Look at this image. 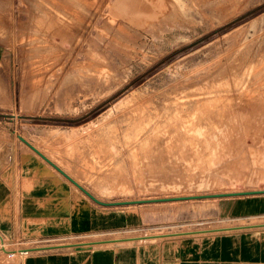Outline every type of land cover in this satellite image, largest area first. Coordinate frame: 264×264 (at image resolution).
Segmentation results:
<instances>
[{
    "label": "rangeland",
    "instance_id": "rangeland-1",
    "mask_svg": "<svg viewBox=\"0 0 264 264\" xmlns=\"http://www.w3.org/2000/svg\"><path fill=\"white\" fill-rule=\"evenodd\" d=\"M0 130L142 216L115 237L239 224L218 208L264 198V0H0Z\"/></svg>",
    "mask_w": 264,
    "mask_h": 264
},
{
    "label": "crops",
    "instance_id": "crops-1",
    "mask_svg": "<svg viewBox=\"0 0 264 264\" xmlns=\"http://www.w3.org/2000/svg\"><path fill=\"white\" fill-rule=\"evenodd\" d=\"M3 135L0 242L26 251L20 263L7 251L8 264H264V224L247 222L264 216V198L221 204L222 218L240 222L221 231L115 237L141 227L142 216L117 208L98 183H82L94 174L69 173L32 144Z\"/></svg>",
    "mask_w": 264,
    "mask_h": 264
},
{
    "label": "bare ground",
    "instance_id": "bare-ground-1",
    "mask_svg": "<svg viewBox=\"0 0 264 264\" xmlns=\"http://www.w3.org/2000/svg\"><path fill=\"white\" fill-rule=\"evenodd\" d=\"M60 2H61V1H60ZM52 5H53V4H52ZM65 5H66V4H65ZM58 9H59V8H58ZM66 9H67V8H66ZM35 40H36V39H35ZM52 46H53V45H52ZM52 46H51V47H52ZM44 47H45V46H44ZM152 141H153V140H152ZM25 252H26V251H22V252H20V253H21L22 255H25Z\"/></svg>",
    "mask_w": 264,
    "mask_h": 264
},
{
    "label": "built area",
    "instance_id": "built-area-1",
    "mask_svg": "<svg viewBox=\"0 0 264 264\" xmlns=\"http://www.w3.org/2000/svg\"><path fill=\"white\" fill-rule=\"evenodd\" d=\"M20 252H22V251H20ZM9 254L12 256L13 255V252H9Z\"/></svg>",
    "mask_w": 264,
    "mask_h": 264
}]
</instances>
